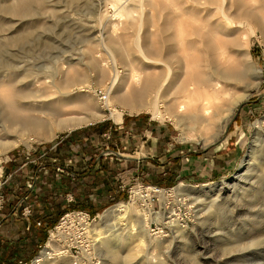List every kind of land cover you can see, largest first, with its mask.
I'll return each instance as SVG.
<instances>
[{"label": "rangeland", "instance_id": "rangeland-1", "mask_svg": "<svg viewBox=\"0 0 264 264\" xmlns=\"http://www.w3.org/2000/svg\"><path fill=\"white\" fill-rule=\"evenodd\" d=\"M13 1L18 0H0V6ZM33 1L37 8L32 18L19 19L0 12V95L8 88L5 77L10 65L19 67L20 77L24 78L18 87L23 85L25 91H36L45 74L65 72L68 78L80 73L79 81L66 90L71 95L91 96L94 107L100 110L103 102L95 90H104L112 69L118 71V80L135 73L142 77L156 73L162 46L174 58H203L205 38L208 44L217 46L225 41H239L255 68L252 79L259 81L235 107L224 131L215 139H208L217 130L214 126L191 130V138L182 139V128L173 121L154 117L151 111L129 113L116 104L120 110L117 118H103L49 137L29 139L0 154L4 173L20 165L29 172H18L13 183L7 184L8 194H18L25 178L29 180L37 167H45L47 171L41 179L44 181H37L39 194L33 197L35 216L41 225L43 221L47 226L55 224L46 230V238L38 228L41 225L33 229L27 240L21 236L16 240L21 242L5 250V257L26 259V264H33L31 261L54 235L59 242H52V247L67 249L70 258L54 256L43 264H264V162H258L264 150V39L258 29L259 25L264 28V0H125L115 6L113 0ZM25 31L28 36L16 43L5 40ZM86 84L87 87L79 88ZM66 100L70 102L67 97ZM1 108L0 102V112ZM63 108L75 111L73 116H86L85 111ZM6 125L0 119L1 139L13 138L17 129ZM67 136L74 138L71 144L78 148L87 166L107 148L140 158L139 162L115 160L112 200L107 202L98 191L100 187L93 185V176L82 179L75 206L94 212L84 220L73 212L62 219L58 217L62 209L57 201H62L64 193L57 186L58 179L52 171V165L57 163L52 159L72 150L71 145L57 144ZM187 148L192 156L202 160L200 165H218V173L197 177L193 182L183 180L179 170L181 160L188 154H174L177 149ZM99 165L97 171L102 174L105 167ZM153 185L163 195L151 192L148 187ZM49 186L53 190L47 189ZM179 186L189 188L191 195H177ZM40 188L47 191L41 192ZM128 189H132L131 197ZM119 203H125L128 209L126 214L123 209L119 211L122 222L118 216L102 217ZM149 209L152 213H148ZM105 222L117 224L110 230L114 232L111 236L109 231L103 234L107 237L91 252L88 247L93 237H87L84 227L90 225V229L103 231L110 227H104ZM20 223L15 218L10 227ZM66 233L79 235V242L69 245L58 235ZM25 246L30 250L26 254ZM82 248L88 249L87 255Z\"/></svg>", "mask_w": 264, "mask_h": 264}, {"label": "bare ground", "instance_id": "bare-ground-1", "mask_svg": "<svg viewBox=\"0 0 264 264\" xmlns=\"http://www.w3.org/2000/svg\"><path fill=\"white\" fill-rule=\"evenodd\" d=\"M124 1L113 0L112 5L115 6L117 3ZM36 8L33 0H18L14 3L0 6V12L15 18L27 19L32 18V13ZM258 29L261 34L260 37L264 39V28L259 25ZM28 34L25 31V33L19 35L6 37L5 40L9 43H16L20 39L27 37ZM205 40L207 42L203 43L202 49L204 53L203 58L200 56L201 59H199L200 57L192 58V60L186 58L178 59L176 56L174 58L173 55L169 56V49L164 46L160 48L159 46V56L161 57H159V70L153 74H147L142 77L140 74L135 73L128 75L126 79L118 80V71L115 68L112 69L110 80L107 84L105 83L106 86L103 88L105 95L102 99L101 111L98 110L96 105V108L94 107V98L92 99L91 96L85 94L71 95L66 90L69 86L79 81L80 77L77 74L80 75V73L68 78H66L67 76L65 77V72H58L55 75L45 74L39 81L41 86L36 91H25L22 89L23 85L18 87V83L24 78L20 77L19 67L10 65V72L5 77L8 82V88L4 95H0V102L3 108H1L0 119L11 130L14 129V126L17 129L15 128L13 138H9V136L7 139L0 138V154L8 151L16 143H22L34 138L49 137L58 131L75 129L103 118H117L120 110L116 108V104H119L118 106L123 107L122 109H126L129 113L151 111L154 117H165L173 121L182 128L180 130L182 139L191 138V130L194 132L199 129L207 130L212 126L217 128V130L208 139L217 138L224 131L230 120V114H232L235 107L251 93L259 80L253 81L255 68L245 52L244 46L239 41H225L220 46H217L210 42L208 44V40L206 38ZM56 75H59L60 78H57ZM87 86L88 84L79 88L82 89ZM52 88H55L52 94L58 92L59 95L53 97L50 93L51 91L49 92ZM62 95L63 97H61ZM66 97L70 102L66 100ZM29 99L31 101L28 103ZM59 104L61 105L59 106ZM65 106L70 109L73 108L77 112L85 111L86 116H73L71 113L75 111H66L67 108L65 110L63 108ZM184 127H186V130H184ZM261 142L264 144V138ZM258 159L259 165L262 161L264 162V150L261 151ZM148 188L153 193H158L160 196L163 195L161 189ZM177 195H191V191L189 188L179 186ZM122 209L124 214H126L128 209L125 203L116 204L105 212L102 217L118 216L121 220L119 211ZM148 213H152V211L149 209ZM81 219L84 220V218ZM116 225L105 222L104 227H110L103 231H101L103 228L101 230L90 229V225L84 227L83 231L87 233V237L89 239L90 236L91 238L93 237L91 240L93 243L88 247L91 252L96 251L99 243H102L104 238L107 237V235L104 236L103 234L109 231L108 235L110 234L111 236L114 230H110ZM78 234H80L79 231ZM138 234L140 235L141 231ZM58 235L63 236V239H66L69 245L79 242V235L77 234L66 233ZM111 240L110 238L105 242L106 245ZM56 241L59 242L56 240V236L52 235L41 254L34 259L33 264L49 263L50 259H54V256L64 259L70 258L67 249L56 250L52 247V242ZM87 250L86 248L83 249L85 255L88 254Z\"/></svg>", "mask_w": 264, "mask_h": 264}, {"label": "crops", "instance_id": "crops-1", "mask_svg": "<svg viewBox=\"0 0 264 264\" xmlns=\"http://www.w3.org/2000/svg\"><path fill=\"white\" fill-rule=\"evenodd\" d=\"M65 139V138H64ZM74 138L71 136L69 138L65 139L64 144L66 145H71L72 146V150H68V151H64V156H61L58 160L56 158L52 159V161H56L57 166H56V178L58 179V187L61 188L60 191H62L63 193H66L71 195L73 201L74 200H78L79 197V190H78V184L81 183L82 179L79 176V174L87 168V164L85 162V158L82 156L80 157V155L78 154V148L73 146L71 143L73 142ZM53 147V146H52ZM184 151H186L185 154L186 157L184 159L181 160V163L183 164L182 167L179 170V173H182V178L185 181L188 182H193L194 180H197V177L199 178H204V177H208V176H214L215 174L218 173L219 170V166L218 165H205L202 166L200 165L198 162H202V160H197V158H195L194 156L191 155L190 149L187 148L186 150L180 149V150H176L175 151V156L178 153H184ZM120 154V155H117ZM191 155V156H190ZM191 158V160H190ZM115 160L119 163L122 161H131V162H139L140 158H133V157H129V156H124L121 153L118 152H113L110 149H105L104 152H100L98 154L97 157H95V162L96 164L94 165V170L91 171V177H94V183L93 185L99 188V192L103 193V195L105 196V202H107V200L112 198V190L113 188L111 186H113L111 183L113 182L112 179V168L114 164H116ZM100 161V162H99ZM101 163L102 165H104L105 167V172H103L101 174V170L97 171V164ZM117 165V164H116ZM25 166V165H24ZM23 165L20 166H13L14 168L11 170L10 173H13L11 182L13 183V180L15 179L14 176L18 175V172H24V173H29L27 172V169L23 170L24 168ZM60 167L64 168V172L62 175H57V173L62 172L59 171V169H61ZM21 169V170H20ZM62 170V169H61ZM47 170L45 169V167H37V174L36 176L34 175L33 171L31 172L33 175V180L31 181V186L29 184V180L27 178H25L24 181V186H25V196H20V194L16 191L14 193L11 194L9 201L13 202L12 204H10V202H8V205H5V208L2 212V214L0 215V264H4V260L6 261V264H18L19 261L21 262H26V259L23 260H16V259H8L5 257V250H9L10 247L12 245H14L15 243H19L21 242V240L16 241L17 239H19L21 236H26V240L27 237L30 236L32 234L33 229H36V221L40 220L34 215H32L29 218H25L22 219L20 216L18 217L17 213H19V209L16 207L17 203L25 198V200L32 202L34 209H35V199L31 198V196H34L36 194H39V190H37V181H39V179H42V175L45 174ZM181 175V174H180ZM179 175V176H180ZM69 178V183L68 186H66V181H68ZM34 181V184H33ZM44 180H41L40 182H43ZM65 182V183H64ZM189 184V183H188ZM157 185V184H156ZM77 187V188H76ZM45 189V188H44ZM41 192H46L47 190H43L40 188ZM66 195L65 197L63 196L61 199H63L64 204L67 203V199H66ZM13 199V201H11ZM32 199V200H31ZM112 200V199H111ZM77 202V201H76ZM73 204H71V206H73ZM8 208V209H7ZM7 212L6 214V211ZM13 210H15L13 212ZM3 213H5L6 215H3ZM15 218H19L20 219V224L18 227L16 226H12L10 227V224H12L13 221H15ZM9 224V225H8ZM40 229V231L44 232L45 238H46V230L48 228H50V226H47L46 221H43V224L38 227ZM25 243H27L25 241ZM27 250L25 252L28 253L30 252L29 249L26 248ZM32 252V251H31ZM10 260V261H9Z\"/></svg>", "mask_w": 264, "mask_h": 264}, {"label": "built area", "instance_id": "built-area-1", "mask_svg": "<svg viewBox=\"0 0 264 264\" xmlns=\"http://www.w3.org/2000/svg\"><path fill=\"white\" fill-rule=\"evenodd\" d=\"M95 93H96L97 97L100 99V101H102V99L104 98V95H105L104 90H101L99 88V89H96L95 90ZM62 140H63V138L60 139V140H58L57 144H59ZM5 162H7V161H5ZM5 162H3V163H5ZM1 163L2 162L0 161V164ZM58 170L59 171H62L59 168H58ZM33 173L36 176L37 170L36 171H33ZM12 176H13V173H4L2 167L0 166V215L2 214L3 209L5 208V205L8 203V201L10 199V196H11V194H8V192H7V184H9V182L11 181ZM32 178H33V175L31 176V178L29 180L30 181L29 182L30 186H31V181L33 180ZM33 184H34V181H33ZM150 187L160 189L156 185H153V186H150ZM127 193H129V196L131 197V195H132V189H128L127 190ZM66 199H67L68 202L73 201L71 195H69V194L66 195ZM16 207L20 210L19 211V215H20V217L22 219L29 218L32 215H34V206H33V203L25 200V198L21 199L17 203ZM14 211L15 210H13V212ZM70 212L76 213L77 215H82V218H85V219H88L90 217V214L87 213V212H85V211L73 210V211H69V212L64 213L60 218L62 219L64 215L67 216ZM35 224H36V226H40L41 225V221L38 220V221H36ZM26 263L27 262H21V261H19L18 264H26Z\"/></svg>", "mask_w": 264, "mask_h": 264}, {"label": "trees", "instance_id": "trees-1", "mask_svg": "<svg viewBox=\"0 0 264 264\" xmlns=\"http://www.w3.org/2000/svg\"><path fill=\"white\" fill-rule=\"evenodd\" d=\"M66 138H69L68 136L66 137ZM65 138V139H66ZM65 139H63L59 144L60 145H62V144H64V142H65ZM65 145V144H64ZM56 159L58 160L59 159V157L57 158L56 157ZM60 160V159H59ZM100 162V161H99ZM89 163V165L87 166V168L86 169H84L80 174H79V176L81 177V178H86V177H88V176H91V171H93L94 170V165H95V163L96 162H93V160H91V161H89L88 162ZM102 164L100 163V165L99 166H101ZM56 164H54V165H52V171H53V173L54 174H56ZM61 169H62V172H59V173H57V175H62L63 174V172H64V168L63 167H60ZM56 176V175H55ZM16 176H14V178H15ZM65 183V182H64ZM68 183H69V178H68V181H66V186H68ZM22 186H24L23 184L18 188L19 190H20V192H19V194H20V196L22 195V196H25V194H26V192H25V186H24V188L22 187ZM47 189H51V190H53L50 186H49V188L47 187ZM37 195V194H36ZM65 195H66V193H64V197H65ZM34 196H31V198H33ZM55 197H57V196H55ZM63 197V196H62ZM35 198V197H34ZM58 198H61V196L60 197H58ZM32 200V199H31ZM11 201H13V199L11 200ZM64 200L62 199V201H57V204L59 205V207L62 209L60 212H59V215H58V217L60 218L64 213H66V212H69V211H73V210H81V211H85V212H87V213H89L91 216H93L94 215V212L92 211V210H90V209H87V208H84V207H81V206H75V205H77L76 203V200H74V201H71V202H67V203H65L64 204V202H63ZM13 202H10V204H12ZM74 203V205H73V207L71 206V204H73ZM75 206V207H74ZM72 207V208H71ZM34 213H35V209H34ZM55 225V224H54ZM54 225H51L50 226V228H52Z\"/></svg>", "mask_w": 264, "mask_h": 264}, {"label": "water", "instance_id": "water-1", "mask_svg": "<svg viewBox=\"0 0 264 264\" xmlns=\"http://www.w3.org/2000/svg\"><path fill=\"white\" fill-rule=\"evenodd\" d=\"M117 155H120V154H117ZM31 262L33 263V260Z\"/></svg>", "mask_w": 264, "mask_h": 264}]
</instances>
